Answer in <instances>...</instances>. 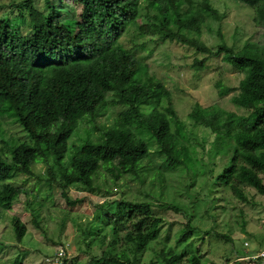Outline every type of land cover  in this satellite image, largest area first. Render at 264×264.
Here are the masks:
<instances>
[{
    "label": "trees",
    "instance_id": "trees-1",
    "mask_svg": "<svg viewBox=\"0 0 264 264\" xmlns=\"http://www.w3.org/2000/svg\"><path fill=\"white\" fill-rule=\"evenodd\" d=\"M72 1L69 5L64 0H45L40 9L33 0H22L6 6L7 12L0 15V115L7 112L29 138V143L11 148L9 162L0 156V212L11 210L27 193L7 181L16 173L24 174L35 177L38 185L43 182L49 196L57 186L68 206L83 201L70 198L72 190L103 197L94 204L85 228L88 236H95L91 242L99 249L86 264H140L147 250H153L161 264H200V252L190 250L197 230L190 219L175 238L176 246L185 245L177 251L166 243L168 236L159 237L164 223L151 203L114 198L116 186L102 189L97 175L105 168L111 184L122 177L143 181L142 174L153 168L143 163L152 153L144 136L156 144L164 169L192 161L190 149L195 150L185 144L184 124L172 93L146 63L155 45L173 42L204 55L193 60L196 69H203L210 57L220 56L243 74L237 87L220 81L215 87L219 96L235 92L231 102L246 113L195 103L187 117L192 126L208 129L213 144L234 143L230 162L213 176V185L226 186L243 202L248 200L244 187L264 194V45L246 41L236 50L221 41L216 48L208 47L200 38L202 28L223 17L210 0ZM146 1L154 4L152 12ZM235 1L253 8L254 23L264 27V0ZM2 8L5 5L0 4ZM130 31L133 44L125 47L120 38ZM150 103L155 106L143 112L140 107ZM114 104L123 109L113 124L100 127L97 139L84 140L64 164L68 139L80 122L87 116L98 117ZM38 158L47 166L43 174L32 169ZM169 209L179 211L176 206ZM39 217L34 211L37 227ZM11 226L21 242L26 224L12 216ZM154 245L160 248L155 250Z\"/></svg>",
    "mask_w": 264,
    "mask_h": 264
},
{
    "label": "rangeland",
    "instance_id": "rangeland-1",
    "mask_svg": "<svg viewBox=\"0 0 264 264\" xmlns=\"http://www.w3.org/2000/svg\"><path fill=\"white\" fill-rule=\"evenodd\" d=\"M19 1L22 0H0V4L6 8ZM64 1L69 5L73 4L72 0ZM33 2L36 7L44 9L45 0ZM210 2L223 17L220 21H211L203 26L200 38L208 47L216 48L221 41L236 50L246 41L264 45V27L254 23L253 8L235 0ZM144 4L153 11V3L146 1ZM5 8L0 9V15L7 12L8 8ZM75 10L79 12L76 5ZM12 14H16L14 8ZM132 36L133 32L130 31L120 38L125 47L132 46ZM146 38L144 36L137 39L142 41ZM203 56L191 47L165 42L155 45L146 58L150 72L161 79L172 93L174 108L184 124L187 139L185 144L190 147L193 145L195 150L190 149L192 161L174 170H166L167 167L164 169V160L156 144L144 136L152 153L150 160H142L141 163L144 161L145 166L153 168L147 174H142L143 181L122 177L116 185L111 184L112 176L105 168L99 170L97 178L102 189L104 186L108 188V184L110 187L116 186L113 189L114 198L125 197L151 203L154 213L164 223L159 237L165 240L168 236L166 243L176 247L177 251L183 250L185 245L176 246L175 238L187 218L190 219L192 226L197 228L191 238L193 248L190 250L200 252V264H225L238 255L264 249V194L257 193L251 187H244L248 200L243 202L226 186L213 185V176L230 162L234 143L217 141L213 144L214 136L208 129H204V126H192L187 115L195 103L201 106L216 104L238 114L246 111L231 102L235 92L219 96L218 88L215 87L216 81H220L223 86L237 87L243 74L223 62L220 56L210 57L203 69L193 67V60ZM153 106L155 104L150 103L140 108L148 113ZM106 108L105 112L94 119L87 116L73 131L68 139L64 164L84 140L101 136L98 129L104 125H112L118 112L123 109L119 104ZM22 142L29 143L23 128L14 118L8 117L7 112L0 115V156L9 162L11 148ZM38 160L40 159L36 160L32 169L36 174H43L47 166ZM262 177L264 181V173ZM7 181L27 189V193L19 196L11 210L0 212V264H44V258L64 244L68 245L66 264H86L89 256L99 250L91 242L95 236H88L85 228L93 217L94 204L103 197L72 190L69 197L73 200L81 198L83 201L68 206L57 186L52 187L49 196L47 186L43 182L38 185L35 177L16 173ZM169 206H176L179 211L169 209ZM34 211L40 215L39 227L33 222ZM12 216H18L26 224L27 232L21 242L15 239L11 226ZM154 247L155 250L160 248L159 245ZM155 254L153 250L145 251L140 256L139 263L149 264L150 260H154L152 264H161ZM262 263L264 264V259L255 260L251 264Z\"/></svg>",
    "mask_w": 264,
    "mask_h": 264
},
{
    "label": "built area",
    "instance_id": "built-area-1",
    "mask_svg": "<svg viewBox=\"0 0 264 264\" xmlns=\"http://www.w3.org/2000/svg\"><path fill=\"white\" fill-rule=\"evenodd\" d=\"M245 246H248L247 242H244ZM68 245H60L55 252L44 258V264H64V259L67 258ZM264 259V249L252 254H245L236 257L234 260H230L225 264H251L255 260Z\"/></svg>",
    "mask_w": 264,
    "mask_h": 264
},
{
    "label": "crops",
    "instance_id": "crops-1",
    "mask_svg": "<svg viewBox=\"0 0 264 264\" xmlns=\"http://www.w3.org/2000/svg\"><path fill=\"white\" fill-rule=\"evenodd\" d=\"M238 256H241V255H238ZM238 256H236V257H238ZM263 264V263H262Z\"/></svg>",
    "mask_w": 264,
    "mask_h": 264
}]
</instances>
